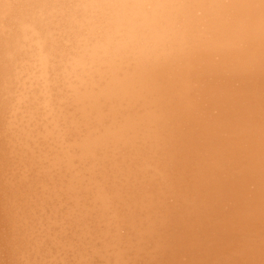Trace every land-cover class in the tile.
<instances>
[{"label":"bare ground","instance_id":"1","mask_svg":"<svg viewBox=\"0 0 264 264\" xmlns=\"http://www.w3.org/2000/svg\"><path fill=\"white\" fill-rule=\"evenodd\" d=\"M0 264H264V0H0Z\"/></svg>","mask_w":264,"mask_h":264},{"label":"clouds","instance_id":"2","mask_svg":"<svg viewBox=\"0 0 264 264\" xmlns=\"http://www.w3.org/2000/svg\"><path fill=\"white\" fill-rule=\"evenodd\" d=\"M91 5L83 4L78 7H83L85 9L89 8ZM140 9H144L148 7L147 4L140 3L136 5ZM153 7H162V5H154ZM75 47H70L68 51H61L60 56L66 57L67 59H61L60 63L63 65L64 72L71 76L73 79L79 81L81 84L84 83L83 77L81 75H77V69L83 70L86 67H90L84 59V56L89 53L90 50L93 52L95 49L101 47L99 39L93 34L89 33L88 35H80L78 33L75 34ZM36 37V39H33ZM52 39L53 45L57 43L54 38V34L49 32L48 36L45 38H40V33L35 31L34 29L31 31V35H25L24 39L29 42L28 48L32 52V61L29 63L25 61V70L21 72L19 75H25L27 73L24 83L27 85V88L30 90L35 86V81H43L44 82V94L47 95V87L49 82V67L51 66L53 69L55 68L54 64H51L53 58L54 48L45 50L46 42L48 39ZM62 38V37H61ZM66 45H72L73 40L68 39L65 41ZM31 71H28V69ZM69 68L71 71H69ZM87 75V73H84ZM75 88L77 85H70ZM51 115V113H49Z\"/></svg>","mask_w":264,"mask_h":264}]
</instances>
